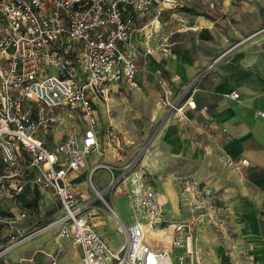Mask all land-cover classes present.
<instances>
[{"label": "built area", "instance_id": "obj_1", "mask_svg": "<svg viewBox=\"0 0 264 264\" xmlns=\"http://www.w3.org/2000/svg\"><path fill=\"white\" fill-rule=\"evenodd\" d=\"M190 1L0 0V202L12 200L16 205L27 191L44 189L61 203L57 219L32 232L17 229L20 237L9 248L54 227L59 236L81 247V264H199L184 224L175 223L170 246L164 249L147 237L148 226L162 227V219L134 218L128 225L120 219L106 200L123 190L108 164L97 163L90 171V178L98 169L111 176L102 188L91 182L94 195L77 189L71 177L100 149L96 106L121 85L139 86L138 31L149 26L152 16L158 19ZM151 36L148 30L147 37ZM152 52L146 44L144 53ZM159 83L171 108H195L188 90L176 92L170 84L160 79ZM61 110H69L71 117L76 112L85 126L48 143L38 129L48 128ZM111 139L120 144L117 135L111 134ZM248 164L243 160L240 165ZM98 199L124 236L117 247L92 221L93 210L102 208ZM25 216L23 212L11 217L9 223Z\"/></svg>", "mask_w": 264, "mask_h": 264}, {"label": "crops", "instance_id": "obj_2", "mask_svg": "<svg viewBox=\"0 0 264 264\" xmlns=\"http://www.w3.org/2000/svg\"><path fill=\"white\" fill-rule=\"evenodd\" d=\"M240 5L231 9L232 13L224 20V24L216 25L215 21L205 27V36L216 37V42L205 39V36L194 42H187L185 46L176 45L180 42L177 39L171 40L164 53L156 51L149 56V63L143 62L147 65L141 64L146 55L144 46L148 44L153 47V41L149 42L146 31L139 33V30L136 35L141 51L137 60L139 86L130 88L128 85H121L110 96L118 97L135 90L136 100L142 95L145 98L143 85H160L159 79L170 84L176 92L188 90L187 96H191L195 102V108L190 109L189 114L194 122L199 123L196 126L199 133L195 134L189 123L184 126L176 121H168L170 123L163 134L168 171L171 174H186L189 173L190 164L195 168L193 171L197 176L201 175L205 179L214 177L215 182L214 179L211 182L225 188L229 194L228 207L235 210L242 241L248 246L246 252L249 264H264V116L258 114L264 112V0H240ZM232 93H237L238 96L232 97ZM158 97V92L155 91L153 99L159 104ZM98 105L96 113L99 119L97 132L100 149L89 155L86 165L71 175L75 187L83 183L82 172L86 171L88 177L94 165L107 163L103 159L112 158L107 156L103 147H110L114 156L115 151L118 152L121 148L120 137L117 135L120 140L118 144L111 139V134L116 135L114 131L102 128ZM205 134L208 137L213 135L214 139L208 141ZM192 135H195V139ZM243 160L249 161V164L241 166ZM167 175L170 178V174ZM109 180L108 176L107 182L100 188L105 187ZM80 190L89 195L86 182L85 190ZM35 191L48 193L49 190L35 189L33 193ZM29 192L32 191L26 193ZM49 193L54 195L51 191ZM114 198L113 196V203ZM116 200L121 202L120 199ZM8 201L0 202V206H14ZM34 201L30 203L37 210L40 205H37V200ZM23 212L26 213L24 218L14 223L15 226L9 225L11 231L22 229L27 233L40 228L31 224L29 211L27 213L23 210L21 213ZM104 212L103 208L97 207L92 212V221L108 243L117 247L123 242L124 236L119 241L114 238L118 232L111 216L99 221ZM21 213H14V216L19 217ZM117 213L126 225L133 221L130 218L127 222L118 211ZM60 214L61 210L57 216ZM51 221L52 219L47 222ZM4 230L8 231V228L2 226L0 231ZM56 231V228L42 231L11 248L8 246L13 241H8L0 233V264H81V247L62 238ZM169 240L171 242V236ZM169 246L170 243L167 248ZM196 249L198 251V247ZM216 261L218 264H233L220 249H217Z\"/></svg>", "mask_w": 264, "mask_h": 264}, {"label": "rangeland", "instance_id": "obj_3", "mask_svg": "<svg viewBox=\"0 0 264 264\" xmlns=\"http://www.w3.org/2000/svg\"><path fill=\"white\" fill-rule=\"evenodd\" d=\"M237 6H241L240 0H192L175 12L170 11V14L160 15L159 21L154 20L156 18L152 16L148 20L150 21L149 26L143 32L146 31L145 35H147L149 30L152 34L149 39V42L153 41L152 53L155 54L156 51L164 53L166 48H169L171 40L177 39L180 42L176 45L185 46L187 42H194L197 38L204 37L207 34L205 32L207 25H212L215 21L216 25L224 24V20H227L232 13L231 9ZM196 25H199L197 30L191 28ZM209 40L216 42L217 38L212 37ZM150 55V53L146 54L141 64L147 65ZM142 91L146 95L145 98L142 95L136 100L134 90L126 95H118V97L109 96V100L98 105L102 128L112 129L121 140V148L118 149L119 153L115 151V156L110 151V147H103L107 156L112 157L103 160L107 161L106 164L112 168L123 189L120 193L113 195L114 203L113 196L105 197L106 200L109 204L112 203L127 222L130 218L131 220L145 217L162 219L160 223L162 227L148 226L147 230L149 238L152 237L154 242L155 239L158 240V243H153L156 246L167 248L170 243L169 237H172V232L168 228H173L178 222L184 224L186 231L192 235L193 244L198 247L199 264H218L217 249L222 250L233 264H249L246 252L248 246L242 241L241 231L236 224L234 208L229 209L228 207L229 194L226 189L216 186L214 177L205 179L201 175L197 176L193 171L195 168L190 164L188 165L189 173L186 174L180 172L171 174L168 171L163 143L164 131L170 123L168 121H176L184 126L189 123L195 134L199 133L196 129L199 123L193 121L194 118L189 114L190 109L185 107L183 111H176L164 102L160 85L145 84ZM155 91L159 95V104L153 99ZM69 112V110L56 111L53 116L54 122L49 123L48 128L39 127L40 136L48 143H52L60 140L65 133L81 126L82 123L76 112L72 113L74 117L69 116ZM194 136L192 135L195 139ZM205 136L208 141L214 139L213 135L208 137L205 134ZM221 156H223L222 153ZM104 170L106 169H98L92 181H90V176L87 177L86 171L82 172L81 182L83 183L77 187L85 190L86 182L89 195H94L91 182L100 188L107 182L108 176L111 177L108 171ZM167 174H170V178ZM36 197L37 205H40L37 210L31 204ZM116 199H120L121 202L119 203ZM19 201L20 203L14 206L6 204L0 206V224H2L0 228L2 226L8 228V231L4 230L0 233H3L8 241H15L20 237L16 229L11 231L9 228V225H16L9 223L14 213L20 214L23 210L28 213L29 211L31 224L43 227L49 223L48 220L57 219L61 210L59 199L49 191L48 193L38 191L26 193L19 198ZM8 202L12 203V200ZM97 204L105 211L101 213L103 217L99 221L109 219L111 213L103 201L98 199ZM4 217H8L6 218L8 220H4ZM111 219L114 218L111 217ZM56 232L59 234V229ZM114 238L119 241L123 238V234L117 233Z\"/></svg>", "mask_w": 264, "mask_h": 264}, {"label": "bare ground", "instance_id": "obj_4", "mask_svg": "<svg viewBox=\"0 0 264 264\" xmlns=\"http://www.w3.org/2000/svg\"><path fill=\"white\" fill-rule=\"evenodd\" d=\"M155 20H158V19H155ZM159 21V20H158ZM192 29H194V30H197L198 28H199V25H196V26H193V27H191ZM144 30H146V28H144V29H141L140 30V32L139 33H144L143 31ZM114 220V219H113ZM175 225V224H174ZM175 227V226H174ZM174 227L172 228V227H169L168 229L169 230H171V232H172V236H173V231H174ZM147 237H148V234H147ZM149 238V237H148ZM171 239H172V237H171ZM149 240L152 242V243H158V240L157 239H155V242H154V239L151 237V238H149ZM160 246H162V245H160ZM163 247V246H162ZM169 248V247H168ZM168 248H166V249H168Z\"/></svg>", "mask_w": 264, "mask_h": 264}, {"label": "trees", "instance_id": "obj_5", "mask_svg": "<svg viewBox=\"0 0 264 264\" xmlns=\"http://www.w3.org/2000/svg\"><path fill=\"white\" fill-rule=\"evenodd\" d=\"M205 32H207V31H205ZM210 38H211V36H209V35H208V36H205V39H210ZM36 200H37V198L35 199V201H36ZM35 201H34V202H35Z\"/></svg>", "mask_w": 264, "mask_h": 264}]
</instances>
